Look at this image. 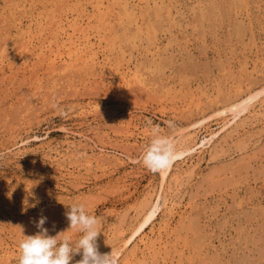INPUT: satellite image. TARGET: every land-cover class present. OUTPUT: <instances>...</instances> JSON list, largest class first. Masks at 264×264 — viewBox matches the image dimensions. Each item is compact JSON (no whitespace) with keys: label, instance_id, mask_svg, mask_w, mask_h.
<instances>
[{"label":"rangeland","instance_id":"rangeland-1","mask_svg":"<svg viewBox=\"0 0 264 264\" xmlns=\"http://www.w3.org/2000/svg\"><path fill=\"white\" fill-rule=\"evenodd\" d=\"M122 1L0 0V264H18L19 227L33 235L41 216L67 231L73 204L103 218L98 249L118 264H264V94L226 130L215 114L264 88V0H129L140 33ZM76 21L96 62L69 70L50 56ZM136 76L149 87L118 86ZM220 131L162 180L171 144Z\"/></svg>","mask_w":264,"mask_h":264},{"label":"bare ground","instance_id":"bare-ground-1","mask_svg":"<svg viewBox=\"0 0 264 264\" xmlns=\"http://www.w3.org/2000/svg\"><path fill=\"white\" fill-rule=\"evenodd\" d=\"M9 1V0H8ZM148 5V4H147ZM5 6V5H4ZM122 6V11L123 14L126 16L127 18V24L129 26H131V28H133L136 32L140 33V31L142 30L140 27V21L138 20V14L137 12H140V8H139V4L135 5H131V3L129 2V0H123L121 3ZM120 6V7H121ZM149 6V5H148ZM17 10V9H16ZM99 11H101V9H99ZM120 11V10H119ZM20 12V11H19ZM108 14V13H107ZM77 16V15H76ZM145 16V15H144ZM11 17V16H10ZM74 17V16H73ZM59 18V17H58ZM98 18V17H97ZM7 19V16H6ZM16 20V19H15ZM7 21V20H6ZM80 21V20H79ZM79 21L74 22L71 27L73 28V34L68 36L66 43H63L62 45H59L58 50L52 51V55L50 56V58L52 59V62L55 64L58 63H62L61 66L57 65L58 67H62L64 69H68L69 70L72 68H75L77 66L79 67H83V66H88L91 65L92 67L95 65L96 62V58H95V54L92 52V49L89 50V47L87 44V40H86V36H82L79 37L78 35H80L82 32H84L82 29H79L77 27H79V25H81V23ZM105 21V20H104ZM107 21V20H106ZM147 21V20H146ZM3 22V20H2ZM61 23H63V21H60ZM1 23V21H0ZM86 24V23H85ZM133 26V27H132ZM3 27V26H2ZM242 27V26H241ZM126 28V27H125ZM62 29V27H61ZM133 30V31H134ZM158 30V29H157ZM6 31V30H5ZM2 32V31H1ZM95 32V31H94ZM134 33V32H133ZM87 35V34H86ZM88 38V37H87ZM90 43V41H88ZM26 43V42H25ZM31 44V43H30ZM25 45V44H24ZM23 45V46H24ZM45 48V47H44ZM62 48V49H61ZM16 49V48H15ZM28 49V46L26 47V50ZM94 49V48H93ZM44 50V49H43ZM94 51V50H93ZM126 51V50H125ZM29 52V50H28ZM28 52H24V60H27L30 57V54H28ZM32 52V51H31ZM39 52V51H38ZM44 52V51H43ZM50 52V51H49ZM5 54V53H4ZM48 54V53H45ZM8 56V55H7ZM111 56V55H110ZM5 57V56H4ZM42 57V56H41ZM7 58V57H6ZM5 58V61H6ZM33 59V58H32ZM244 59V58H243ZM4 60V58H3ZM10 61V60H9ZM122 62V61H121ZM240 63V62H239ZM8 64V63H7ZM97 68V67H96ZM68 70V71H69ZM246 71V70H245ZM94 72V71H93ZM106 72V71H104ZM108 75V74H107ZM163 81V80H162ZM236 81V80H235ZM248 81V80H247ZM112 82V81H111ZM159 83V81H157ZM104 83V82H103ZM134 85H138V86H142L144 88L149 87V83L146 82L144 79L142 78H138L137 76L134 78H123L118 86L119 87H125V86H134ZM135 86V87H138ZM117 87V86H116ZM229 87V86H228ZM239 87V86H238ZM134 88V87H133ZM237 89V88H236ZM239 89V88H238ZM141 90V89H140ZM143 90V89H142ZM197 91V90H196ZM192 94V93H191ZM262 94H264V88L261 91L255 92V93H250L247 96H243L240 99L235 98V100H231V102H227V104L223 105L222 108H218V112H216L215 114L220 115V116H226V118H224V124L221 125L222 130H226L228 127H230L231 123L230 121H228V113H232L234 118H236L238 115H240L242 112L246 111L253 103L255 100H257ZM216 95V94H215ZM191 98V97H190ZM198 98V97H197ZM184 101V99H183ZM203 103V102H202ZM229 103V104H228ZM183 105V104H182ZM221 105V104H220ZM215 106V105H214ZM217 107V106H216ZM214 114V115H215ZM213 115V116H214ZM216 115V116H217ZM210 118V116H209ZM209 118H202L200 120H195V122H193L192 124H190V126L188 127V129H192L191 133H188V136H183L182 138L186 139L189 138L191 136H197L200 132L202 127L206 124V122L209 120ZM190 123V122H189ZM126 125V124H125ZM130 125V124H129ZM121 127V126H120ZM126 130V129H125ZM131 130V129H130ZM175 130V129H174ZM178 130V129H177ZM185 130V129H184ZM179 131H181L179 129ZM178 131V132H179ZM148 132V131H146ZM176 130H175V134H176ZM177 132V133H178ZM222 131L220 132H216V133H212L211 134V138L209 140H204L201 142L200 145L198 144H193L194 146H183L181 145H177L176 142L175 144H171L170 147V153H168L164 168L162 170V180L165 181L167 180L168 176L170 175L174 164L176 162V160L180 157H183L186 154H191L194 153L195 151H197L199 148H205L207 145L211 144L212 142L216 143L215 141L220 137ZM149 135V134H148ZM152 135V134H151ZM157 135V134H156ZM173 135V134H172ZM169 139H173V136H170L168 138L167 141H169ZM166 141V140H165ZM162 142L164 143L163 139H160V144H162ZM190 142V141H189ZM208 142V143H207ZM169 143V142H168ZM178 143V142H177ZM188 143V142H187ZM179 144V143H178ZM186 145V144H185ZM161 180V181H162ZM162 181V182H163ZM163 189V188H162ZM159 194V193H158ZM162 199V195H158V199L156 202H153L152 204L145 206L144 209V219L143 221L137 226L135 232L132 234V236L130 237V239L127 240L126 244L129 245L131 242H133V240L136 238V236H138L139 234H141L149 225H151L159 216V212H160V202ZM152 200V199H151ZM144 207V206H143ZM143 210V208H142ZM183 218V217H182ZM185 218V216H184ZM191 218V217H190ZM136 226V225H135ZM195 226V225H194ZM122 228V227H121ZM118 232V231H116ZM131 233V232H130ZM126 236V235H125ZM143 236V234H142ZM129 238V237H128ZM139 238V237H138ZM166 238V237H165ZM110 239V237H109ZM145 240V239H144ZM167 240V239H166ZM99 241V240H98ZM112 242V241H111ZM167 242V241H166ZM167 244V243H166ZM136 245V244H135ZM125 246V245H124ZM210 247V246H209ZM107 249V248H105ZM110 250V249H109ZM114 250V249H113ZM7 251V250H6ZM111 251L108 250H102L100 251L101 254H107L110 253ZM113 254L116 256L117 254L113 252ZM119 254V253H118ZM18 255V254H17ZM130 255V253H129ZM132 255V254H131ZM19 256V255H18ZM118 257V255H117ZM116 257V258H117ZM144 258V257H143ZM121 260V259H119ZM5 261V260H3ZM207 261V260H206ZM147 262V261H146ZM219 262V261H218ZM153 263V262H152ZM157 263V261H156ZM148 264V263H147ZM154 264V263H153Z\"/></svg>","mask_w":264,"mask_h":264},{"label":"clouds","instance_id":"clouds-1","mask_svg":"<svg viewBox=\"0 0 264 264\" xmlns=\"http://www.w3.org/2000/svg\"><path fill=\"white\" fill-rule=\"evenodd\" d=\"M40 203L29 204L25 200L24 211L28 208H35ZM67 220L69 221V229L65 232L58 233L55 236L49 235V231L44 225L47 217L41 216L35 226L38 231L33 235H24L23 229L22 240L19 247L18 264H72L73 258L80 255L81 259L76 264H118L113 254H101L97 239L102 234L101 225L103 218L96 215L88 214L83 204H73L67 207ZM76 230L80 233L79 238L73 245L65 233Z\"/></svg>","mask_w":264,"mask_h":264}]
</instances>
